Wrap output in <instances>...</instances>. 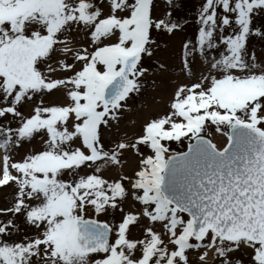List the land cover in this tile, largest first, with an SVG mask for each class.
Segmentation results:
<instances>
[{
	"label": "snow or ice",
	"instance_id": "1",
	"mask_svg": "<svg viewBox=\"0 0 264 264\" xmlns=\"http://www.w3.org/2000/svg\"><path fill=\"white\" fill-rule=\"evenodd\" d=\"M0 264H264V0H0Z\"/></svg>",
	"mask_w": 264,
	"mask_h": 264
}]
</instances>
